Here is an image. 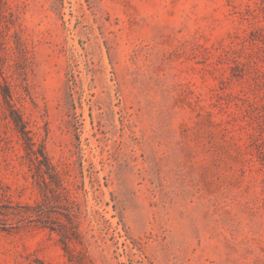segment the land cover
Masks as SVG:
<instances>
[{
  "label": "rangeland",
  "instance_id": "obj_1",
  "mask_svg": "<svg viewBox=\"0 0 264 264\" xmlns=\"http://www.w3.org/2000/svg\"><path fill=\"white\" fill-rule=\"evenodd\" d=\"M6 91L78 238L1 216L0 264H264V0H0V195L34 205Z\"/></svg>",
  "mask_w": 264,
  "mask_h": 264
},
{
  "label": "trees",
  "instance_id": "obj_2",
  "mask_svg": "<svg viewBox=\"0 0 264 264\" xmlns=\"http://www.w3.org/2000/svg\"><path fill=\"white\" fill-rule=\"evenodd\" d=\"M3 100L9 111L8 117L23 140L26 152L25 157L28 160L29 166L34 168L32 177H36L42 182L44 188H46V190H48V192L51 194V197H48L47 193L41 189L44 196L41 201L36 202L34 205H21L20 203L13 204L8 195L1 194L0 217H12L16 219V223L18 224H40L41 227L46 228L51 232L59 233L64 249L69 252L68 243L78 238V231L75 226H73L71 219L66 217V220L69 224V226H66L62 223L56 224L51 222L47 216V204H49L51 201L56 202L58 200V195L65 197L66 189L62 184L61 174L51 163L43 147L34 143L30 138L29 131L26 129L25 123L23 122L20 115L12 107V95L9 91L3 93ZM66 204V207L70 206V202L68 200ZM69 215L71 214L69 213Z\"/></svg>",
  "mask_w": 264,
  "mask_h": 264
}]
</instances>
